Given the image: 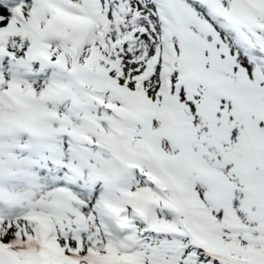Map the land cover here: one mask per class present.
<instances>
[{
	"label": "snow or ice",
	"instance_id": "1",
	"mask_svg": "<svg viewBox=\"0 0 264 264\" xmlns=\"http://www.w3.org/2000/svg\"><path fill=\"white\" fill-rule=\"evenodd\" d=\"M0 264H264V0H0Z\"/></svg>",
	"mask_w": 264,
	"mask_h": 264
}]
</instances>
